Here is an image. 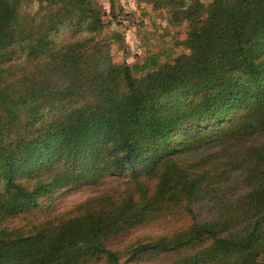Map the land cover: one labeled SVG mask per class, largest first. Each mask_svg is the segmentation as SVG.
I'll return each instance as SVG.
<instances>
[{"label":"trees","instance_id":"obj_1","mask_svg":"<svg viewBox=\"0 0 264 264\" xmlns=\"http://www.w3.org/2000/svg\"><path fill=\"white\" fill-rule=\"evenodd\" d=\"M135 1L182 54L118 64L93 0H0V264H264V0Z\"/></svg>","mask_w":264,"mask_h":264},{"label":"rangeland","instance_id":"obj_2","mask_svg":"<svg viewBox=\"0 0 264 264\" xmlns=\"http://www.w3.org/2000/svg\"><path fill=\"white\" fill-rule=\"evenodd\" d=\"M94 5L103 14L106 28L103 36L111 43V55L115 63L129 65L141 63L144 58L162 53V60H172L183 53V40L186 24L170 26L163 14L158 16L144 8L135 0H116L113 5L109 0H93ZM207 3L208 0H201ZM146 9V10H145ZM33 10V9H32ZM115 34L121 39L115 41ZM161 60V61H162ZM93 186L76 187L57 192L49 203L51 212L68 211L96 193ZM39 204H43L41 201ZM189 218L170 219L139 229L122 238L119 244H127L144 237L165 235L188 223ZM16 224L18 222H15ZM22 223H24L22 221ZM118 242L115 243L119 246Z\"/></svg>","mask_w":264,"mask_h":264}]
</instances>
